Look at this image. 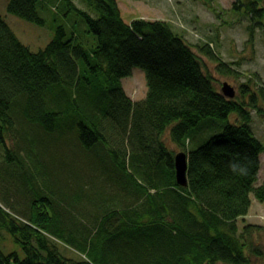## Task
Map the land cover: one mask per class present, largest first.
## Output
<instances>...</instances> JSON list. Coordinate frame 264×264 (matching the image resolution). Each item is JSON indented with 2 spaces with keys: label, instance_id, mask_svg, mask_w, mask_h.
Listing matches in <instances>:
<instances>
[{
  "label": "trees",
  "instance_id": "trees-1",
  "mask_svg": "<svg viewBox=\"0 0 264 264\" xmlns=\"http://www.w3.org/2000/svg\"><path fill=\"white\" fill-rule=\"evenodd\" d=\"M38 1L47 0H8L7 10L43 24L37 13ZM80 1L82 8L71 0L53 3L64 4L63 14L72 10L86 23L96 38L89 48L83 47V38L74 31L68 33L58 25L52 39L43 48L32 51L0 15V134L13 126V117L42 128L27 131L37 136L44 135L43 130L54 129L51 121L61 127L71 109L89 120L94 116L97 122L107 115L112 117L116 109L127 111L120 132L124 149L120 146L121 149L109 151L111 171L121 169L126 175L121 190L127 195L122 198L116 191V201L114 196L92 209V197L87 193L90 214L87 220L82 219V226L76 218L66 225L59 207L63 200L73 210V197L85 203L89 192L84 190L86 186L80 185V191L71 198L66 193L54 200L40 194L46 191L42 185L31 192V204L26 211L14 204L10 206L15 214L0 205V234L3 230L9 233L21 243L24 252V257L19 258L14 252L5 254L0 249V264H216L217 261L244 264L246 242L250 243L252 255L262 257L264 250L252 243L250 234L254 227L264 236V227L243 224L239 229L237 221L248 214L252 194L264 202V184L256 185L258 156L264 145L250 127V109L260 113L264 88L250 92L247 99L244 95L239 100L227 98L206 72L201 56L167 21L135 18L127 22L117 0ZM200 1L213 10L210 4L215 0ZM233 6L244 7L252 21L250 27L263 28L264 8L257 7L256 0H237ZM84 8L96 11V16ZM200 52L219 62L218 71L230 70L207 45L200 47ZM134 66L146 74L147 90L139 100H131L119 81ZM82 91L89 94L98 91L100 103L93 113L81 108ZM232 112L236 123H227L220 133L186 152L187 186L178 185L174 178V152L166 148L164 133L183 149L203 116L226 118ZM77 124L80 127L77 138L85 148H93L95 142L102 140L96 123ZM19 127L26 129L24 124ZM112 127L119 129L116 125ZM131 130L141 137L136 147L141 151L138 166L145 175L144 181L136 179L125 165ZM25 152L28 157L34 156L33 152ZM120 157L123 160L118 162ZM6 159L18 162L9 150ZM146 160L149 165L145 166ZM23 166L24 156H20L19 168L32 184L35 178ZM44 174L41 176L45 177ZM152 189H155L153 196ZM6 198V192L0 194L1 201ZM91 219L97 221V227H85L84 223ZM248 236L250 240L246 239ZM52 239L72 247L84 258H67ZM158 240L162 244L159 247ZM151 242L155 247L152 255L147 252Z\"/></svg>",
  "mask_w": 264,
  "mask_h": 264
},
{
  "label": "rangeland",
  "instance_id": "rangeland-1",
  "mask_svg": "<svg viewBox=\"0 0 264 264\" xmlns=\"http://www.w3.org/2000/svg\"><path fill=\"white\" fill-rule=\"evenodd\" d=\"M53 1L58 2L60 0L44 1L48 5L43 4L44 2L42 3L41 1L37 2V13L43 18V24H38L10 13L7 10L8 0H0V15L17 38L32 51L43 48L52 39L58 25H62L68 33L74 31L81 39L83 38L81 40L83 47L89 48L90 45L93 46L96 42L95 35L88 31L86 23L81 17L72 10H68L63 14L66 11V6L59 3L54 4ZM71 1L82 8V6H79L81 5L80 0ZM235 1L237 0H215L210 4L213 7V10H210L200 0H117L121 15L125 21L144 18L165 20L170 23L169 25L172 29L184 38L195 53L201 56L205 70L212 76L216 88L220 91L223 82L229 83L235 90L233 99L239 100L242 95L247 99V95L250 92L256 91L260 87L264 88V26L263 28L250 27L252 25L251 19L243 6L240 8L233 6ZM243 1L245 0H241V2ZM256 1L257 7L264 8V0ZM84 7H86L85 4ZM162 7L165 8L163 9ZM88 8L84 9L89 11L91 16H96V11ZM262 23L264 25V19ZM204 45H207L218 56L220 61L226 64V67L230 69L228 72L218 71V61L216 62V60L201 54L200 47ZM120 82L131 100H139L144 97L147 87L145 84L146 74L142 68L132 67L131 73L122 77ZM82 98L85 99L86 96L81 94L79 101ZM250 116V127L255 137L264 145V106L261 105L260 113L256 109L251 108ZM80 119L81 117L74 114V110L71 109L69 114L67 113L65 116L60 130H58L59 139H56L55 133L40 134V137H34L37 146L34 147L33 143L31 146L25 147L26 151L33 152L34 156L37 153L39 157L38 162H36L37 165L33 167L24 150V143L19 136L23 132L19 125L23 127L24 123L13 117V126L3 131L4 135L9 132L8 138H6L4 143L0 142V194L6 192L7 197L6 201L0 200L2 207L6 206L7 208H5L11 214H15L10 207L14 204L17 209H24L22 211L24 212L30 207L31 192L36 191L37 187L42 188V185H45L46 191L40 194L44 193V195L58 200L66 193H69L71 198L73 194L80 191L79 187L82 185L87 187L84 190L89 191L86 192L85 203H81V201L76 200L78 199L77 197H73L71 200L73 210L62 199L59 207L60 215H65L66 225L69 226L71 219L76 218L78 225L82 226V222H84L82 219L87 220V216L90 214V210L88 211L90 204L87 202L89 194L87 193H90L92 197V209L104 203L105 199L115 196L116 201L117 192L122 198L127 195L126 193L122 194L121 190V185L126 183V175L122 173L123 170L121 169L111 171L113 162L110 155L108 156L107 152H104L102 158L95 157L94 151L98 145L94 149L91 147L85 148L76 140L74 133L80 129L77 124ZM236 122L234 112L228 114L226 118L206 116L201 120L191 137L185 141V148L182 149L180 146L173 144L166 132L164 133V143L166 148L174 153L179 150L188 152V150L197 148L212 135L220 133L227 123ZM111 134V137H108L110 149H116L120 146L124 149L125 142L122 139L120 130L117 127H112ZM129 139L130 144L128 143L129 148H127L125 156L127 171H131L136 179L140 177L144 181L145 175L138 166V157L141 156V151L137 148L138 146L136 147L141 137L131 130ZM99 143L103 147L107 144V142L103 143V141ZM38 145L48 149L46 157H44L43 150ZM6 150L12 151L13 157L16 156L18 162L14 159H6ZM20 156H24L23 169L29 171L30 175L35 178L32 184L28 183L29 178L23 175L22 170L19 168ZM258 158L260 168L256 182L257 186L264 184V151L259 154ZM145 162V166L149 165L148 160ZM45 170L46 176L42 177L41 175H45L43 174ZM150 175H152V172ZM88 182L90 184L87 185ZM111 188L113 191H110ZM99 192L100 195H98ZM251 197L252 205L248 214L237 221L239 229L243 224L264 227V202L258 201L253 194ZM34 198L35 193H33ZM80 199H82V196ZM251 231L250 238L252 243L258 244L264 250L262 231L258 233L254 227H251ZM0 235V249L5 254L14 251L19 258L24 257L20 245L11 241L12 236L9 233L3 230ZM250 238L248 236L246 239L250 240ZM52 241L56 243L61 253L66 255L67 258H84L82 254H79L72 247L60 244L54 239ZM151 241H153V237ZM161 245V241L158 240V247ZM249 246L250 243L246 242L244 252L247 257V263L244 264H264V255L262 257L252 255ZM152 248L155 247L151 242L147 249V252H151L150 255L154 253ZM216 264L227 263L217 261Z\"/></svg>",
  "mask_w": 264,
  "mask_h": 264
},
{
  "label": "bare ground",
  "instance_id": "bare-ground-1",
  "mask_svg": "<svg viewBox=\"0 0 264 264\" xmlns=\"http://www.w3.org/2000/svg\"><path fill=\"white\" fill-rule=\"evenodd\" d=\"M163 9L165 8V7H162ZM170 20H171V18H170ZM122 80V78H120L119 79V81H121ZM145 84H146V82H145ZM120 85H121V82H120ZM121 87H122V89H124L123 88V86L121 85ZM147 87V86H146ZM82 94H84L85 96H86V98L85 99H81L80 100V106H81V108H83V109H85V110H87V111H89L90 113H93V111L95 110V108L98 106V104L100 103V99H99V96H98V91H96V93H94V94H89L88 92H86V91H82ZM145 96V95H144ZM144 98V97H143ZM121 115V116H120ZM128 115V112L127 111H123V110H121V109H116V112L114 111V114H113V116L111 117V116H106L105 117V121H100V122H97V121H95L94 120V116H92V118H91V120H89V117H87L86 119L85 118H82V116H79V117H81V119H80V123H82V124H90L91 122H92V124H95L96 123V127L98 128V131L102 134V136H101V139L102 140H100V141H97V142H95L94 144H95V146H97V148H96V150L94 151V153H95V157H98V158H102V155H103V153L104 152H107V155L109 156V151H110V148H111V146H110V144H109V142H108V137L110 138L111 137V126H114V125H116V126H118L119 127V130H120V132H121V123H122V120H123V117L124 118H126V116ZM209 116H212V115H209ZM205 116H203L202 117V119L204 118ZM215 117H218V116H215ZM19 119V121L20 122H22V123H24V126L25 127H23V128H26V129H22V134H20L19 136H20V140L24 143V145H26V146H31V145H33V143H34V147H36L37 146V142H36V139L34 138V137H36L35 135H36V133L34 132V133H31V132H27V131H29V130H34V129H38V131H40L42 128H39V127H35L33 124H31L30 122H27L25 119H20V118H18ZM201 119V120H202ZM201 122V121H200ZM50 125H51V127L52 128H54L53 130H51L50 132H47V131H45V130H43L42 132L44 133V134H47V133H55L56 134V136H57V134H58V130H60V123H58V122H56V121H51L50 122ZM0 126L2 127V124H1V122H0ZM198 127V126H197ZM73 130V129H72ZM71 131V130H70ZM80 131V130H79ZM78 131V132H79ZM78 132H75L74 133V136H75V138H76V140L78 141V143H79V140H78V138H77V134H78ZM73 135V134H72ZM8 136H9V132H7V133H5V135H4V133H2V131H1V134H0V142H5L6 141V138H8ZM37 137H40L39 135H37ZM101 141H103V143H106L107 142V144L103 147L99 142H101ZM28 143V144H27ZM95 146L92 148V149H94L95 148ZM102 146V147H101ZM38 147L41 149V150H43V155H44V157H46V155H47V151H48V149H46V148H43L41 145H38ZM29 159H30V161H31V163H32V165H33V167L35 166V165H37L36 164V162H38V160H39V157H38V155H37V153L35 154V156L33 157H29ZM50 160V159H49ZM123 160V158L122 157H120L119 159H118V162H121ZM51 161V160H50ZM52 163V162H51ZM44 173H46V170L44 171ZM43 173V174H44ZM88 184H90L89 182L87 183V185ZM155 194V189H152L151 191H150V195L151 196H153ZM6 211H8V212H10L8 209H6ZM85 227H93V226H98L97 225V221L96 220H93V221H88V222H86L85 224ZM11 241H14L15 243H18L19 245H20V247H21V249H22V246H21V243H19V242H17V241H15L13 238L11 239ZM107 241H108V243H111V239L110 238H108L107 239ZM3 246V245H2ZM4 247V246H3ZM5 248V247H4ZM6 249V248H5ZM9 250V249H8ZM22 251H23V249H22ZM12 252H14V251H12ZM8 253H11V252H8ZM14 253H16V252H14ZM24 253V252H23ZM7 254V253H6ZM17 254V253H16ZM18 255V254H17Z\"/></svg>",
  "mask_w": 264,
  "mask_h": 264
},
{
  "label": "water",
  "instance_id": "water-1",
  "mask_svg": "<svg viewBox=\"0 0 264 264\" xmlns=\"http://www.w3.org/2000/svg\"><path fill=\"white\" fill-rule=\"evenodd\" d=\"M220 92L227 98H233L235 96V90L227 82L222 83ZM173 168L175 182L182 187L187 186V153L184 150H179L174 153Z\"/></svg>",
  "mask_w": 264,
  "mask_h": 264
},
{
  "label": "clouds",
  "instance_id": "clouds-1",
  "mask_svg": "<svg viewBox=\"0 0 264 264\" xmlns=\"http://www.w3.org/2000/svg\"><path fill=\"white\" fill-rule=\"evenodd\" d=\"M128 22V21H127ZM231 167L235 168V167H238V165H231Z\"/></svg>",
  "mask_w": 264,
  "mask_h": 264
},
{
  "label": "crops",
  "instance_id": "crops-1",
  "mask_svg": "<svg viewBox=\"0 0 264 264\" xmlns=\"http://www.w3.org/2000/svg\"><path fill=\"white\" fill-rule=\"evenodd\" d=\"M125 90V89H124Z\"/></svg>",
  "mask_w": 264,
  "mask_h": 264
}]
</instances>
